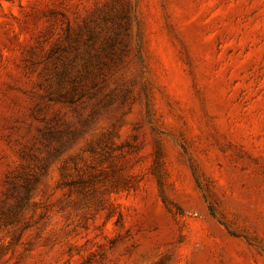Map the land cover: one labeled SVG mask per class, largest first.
Returning a JSON list of instances; mask_svg holds the SVG:
<instances>
[{"label":"rangeland","instance_id":"obj_1","mask_svg":"<svg viewBox=\"0 0 264 264\" xmlns=\"http://www.w3.org/2000/svg\"><path fill=\"white\" fill-rule=\"evenodd\" d=\"M0 264H264V0H0Z\"/></svg>","mask_w":264,"mask_h":264}]
</instances>
